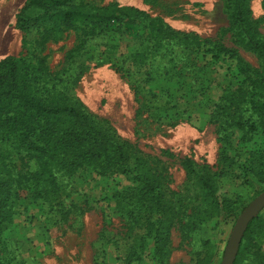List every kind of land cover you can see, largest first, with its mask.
Instances as JSON below:
<instances>
[{"label": "rangeland", "instance_id": "obj_1", "mask_svg": "<svg viewBox=\"0 0 264 264\" xmlns=\"http://www.w3.org/2000/svg\"><path fill=\"white\" fill-rule=\"evenodd\" d=\"M58 1L62 2L55 7L58 10L75 6V13L83 11L90 17L65 27L57 9L44 12L39 7H24L28 28L22 31L16 15L26 0H0V60L43 56L54 90L78 100L88 112L105 120L151 168L162 171V184L178 212L170 228L169 264H194L202 258L200 264H221L235 220L264 191V178L248 179L240 173V154L243 156L246 143H240L239 130H231L232 145L226 149L233 162L226 159L223 163L221 158L225 132L222 117H215V105L223 89L237 83L236 59L259 66L257 56L237 44L228 31L224 1ZM249 4L251 19L264 35L262 0H249ZM108 5L141 11L140 25H131L133 15L126 17V13L121 15L124 21L120 25H109L103 33H88L95 12ZM98 18L97 14L94 20ZM148 20L196 35L206 40V48L219 43L229 50L214 56L198 54L195 61L201 69L195 76L165 84L169 104L176 103L175 108L165 111L154 109L149 99L142 100L144 93L134 92L137 84L143 85L145 76L129 61L128 54L135 45L134 35L144 32ZM140 102L144 108L136 114ZM252 146L264 151V139L257 138ZM185 157L192 161L194 173L187 174L184 169ZM32 165V160L24 157L17 169L23 171ZM208 173L213 174L215 211H210L208 202L199 195L200 176ZM62 180L69 206L63 220L43 211L21 192L17 213L0 237V250L10 264H155L151 238L143 243L140 258L128 260L143 231L130 226L116 205V193L132 185L126 174H80ZM258 214L264 216V208ZM189 220H196L193 231L185 227ZM237 264L251 262L241 259Z\"/></svg>", "mask_w": 264, "mask_h": 264}, {"label": "trees", "instance_id": "obj_2", "mask_svg": "<svg viewBox=\"0 0 264 264\" xmlns=\"http://www.w3.org/2000/svg\"><path fill=\"white\" fill-rule=\"evenodd\" d=\"M223 1L228 12V31L237 44L257 56L259 66L252 67L236 59L237 83L226 86L215 105V117H222L225 132V137H221L224 143L221 158L223 163L226 159L233 162L226 149L232 145L229 140L231 130H239L240 143L243 146L246 143L243 156L239 153L242 157L240 173L248 179H262L264 151L252 145L257 138L264 139V35L259 33L257 21L251 19L249 0ZM60 4L62 2L58 0L54 3L52 0H26L16 15L19 29L25 31L28 28L24 7L35 6L48 12L50 9L55 11ZM262 7L264 21V0ZM74 10L75 6L57 9L65 27L90 17L83 11L75 13ZM97 14L99 18L94 20ZM122 14L133 15L131 25H140L141 11L108 5L95 12L88 33L96 30L103 33L109 25H120L124 21ZM143 28L142 34L134 35L135 45L128 58L137 71L143 70L141 74L145 76L143 85L135 86V94L144 93L141 99L153 101L156 110L176 107V103L169 104L165 84L179 81L180 77L195 76L201 69L195 61L198 54L214 56L229 51L219 43L206 48V40L175 30L158 20H148ZM33 56H7L0 60V237L17 213L21 192H26L43 211L63 220L64 214H69L63 178L120 172L126 174L132 185L116 193L117 208L126 215L130 226H139L143 231L140 243L131 250L128 260L140 258L143 243L146 238H151L155 264H169L170 228L178 212L162 184V171L151 168L138 156V150L121 140L105 120L88 112L78 100L54 90L44 57ZM143 108L140 102L136 114ZM24 157L31 159L33 165L19 171L17 163ZM182 163L187 174L195 172L189 158L185 157ZM198 183L199 195L208 202L209 210L215 211L213 174H202ZM195 223L196 220H189L185 227L187 225L189 231H193ZM241 259H249L251 264H264V216L258 214L248 224L234 264ZM202 260L194 264H200ZM0 264H10L2 250Z\"/></svg>", "mask_w": 264, "mask_h": 264}, {"label": "water", "instance_id": "obj_3", "mask_svg": "<svg viewBox=\"0 0 264 264\" xmlns=\"http://www.w3.org/2000/svg\"><path fill=\"white\" fill-rule=\"evenodd\" d=\"M264 208V191L254 198L241 211L235 220L229 238L226 242L223 252L221 264H234L239 246L248 224L255 218L258 213Z\"/></svg>", "mask_w": 264, "mask_h": 264}]
</instances>
